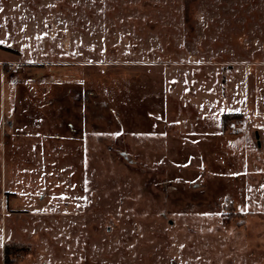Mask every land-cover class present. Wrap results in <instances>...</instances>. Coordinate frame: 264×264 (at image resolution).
<instances>
[{
	"label": "rangeland",
	"instance_id": "1",
	"mask_svg": "<svg viewBox=\"0 0 264 264\" xmlns=\"http://www.w3.org/2000/svg\"><path fill=\"white\" fill-rule=\"evenodd\" d=\"M0 41V264H264V0H0Z\"/></svg>",
	"mask_w": 264,
	"mask_h": 264
},
{
	"label": "trees",
	"instance_id": "2",
	"mask_svg": "<svg viewBox=\"0 0 264 264\" xmlns=\"http://www.w3.org/2000/svg\"><path fill=\"white\" fill-rule=\"evenodd\" d=\"M225 117V116H224ZM223 119V118H222ZM4 255L7 257L9 255V247L5 246L4 247Z\"/></svg>",
	"mask_w": 264,
	"mask_h": 264
},
{
	"label": "snow or ice",
	"instance_id": "3",
	"mask_svg": "<svg viewBox=\"0 0 264 264\" xmlns=\"http://www.w3.org/2000/svg\"><path fill=\"white\" fill-rule=\"evenodd\" d=\"M4 43V41H0V44H3ZM61 199H63L64 197H60Z\"/></svg>",
	"mask_w": 264,
	"mask_h": 264
},
{
	"label": "water",
	"instance_id": "4",
	"mask_svg": "<svg viewBox=\"0 0 264 264\" xmlns=\"http://www.w3.org/2000/svg\"><path fill=\"white\" fill-rule=\"evenodd\" d=\"M258 137V135L256 134V138Z\"/></svg>",
	"mask_w": 264,
	"mask_h": 264
}]
</instances>
